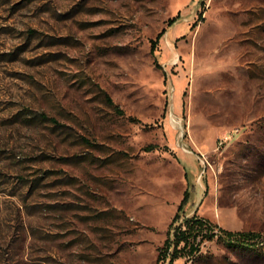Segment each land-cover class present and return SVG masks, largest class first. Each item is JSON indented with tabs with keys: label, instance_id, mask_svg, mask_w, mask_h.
Returning a JSON list of instances; mask_svg holds the SVG:
<instances>
[{
	"label": "rangeland",
	"instance_id": "rangeland-1",
	"mask_svg": "<svg viewBox=\"0 0 264 264\" xmlns=\"http://www.w3.org/2000/svg\"><path fill=\"white\" fill-rule=\"evenodd\" d=\"M187 188L173 264H264V0H0V264H158Z\"/></svg>",
	"mask_w": 264,
	"mask_h": 264
},
{
	"label": "trees",
	"instance_id": "trees-1",
	"mask_svg": "<svg viewBox=\"0 0 264 264\" xmlns=\"http://www.w3.org/2000/svg\"><path fill=\"white\" fill-rule=\"evenodd\" d=\"M172 22L173 19L169 20V23ZM164 31L165 28L158 33L156 39H154L152 43V49H155V41ZM107 96L109 101L114 103L112 97L109 94ZM190 196V188H187L169 224L167 236L159 248L157 255L158 264H173L180 256L194 254L200 249V245L204 238H212L218 234L215 230L217 228V223H214L207 217L199 215L196 211L193 213H186V206ZM181 217H183V219L178 221ZM220 230L232 240H235V234H245L244 236L246 238L250 237L249 232L233 231L226 228H220ZM247 234L248 236H246Z\"/></svg>",
	"mask_w": 264,
	"mask_h": 264
},
{
	"label": "built area",
	"instance_id": "built-area-1",
	"mask_svg": "<svg viewBox=\"0 0 264 264\" xmlns=\"http://www.w3.org/2000/svg\"><path fill=\"white\" fill-rule=\"evenodd\" d=\"M173 85L171 84L168 88V92L169 94L172 93L173 91ZM168 118H169V122L173 127H176L177 129H180L178 132V135L180 137V141L183 142L184 145L189 146L186 142H184V137H186V129H185V125H183V117L180 116L178 113H176L173 108H170L168 110V114H167ZM232 136V133L228 132L226 133V135L224 137H220L219 138V143L222 144L224 142H226L228 140V138H230ZM198 153L204 158L205 153L202 151H198Z\"/></svg>",
	"mask_w": 264,
	"mask_h": 264
}]
</instances>
